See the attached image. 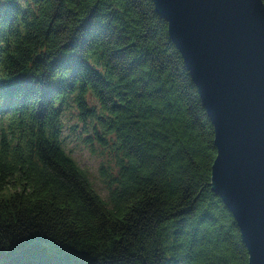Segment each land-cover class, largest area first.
I'll list each match as a JSON object with an SVG mask.
<instances>
[{
	"label": "trees",
	"instance_id": "16d2710c",
	"mask_svg": "<svg viewBox=\"0 0 264 264\" xmlns=\"http://www.w3.org/2000/svg\"><path fill=\"white\" fill-rule=\"evenodd\" d=\"M70 103L112 149L107 201L63 147ZM0 122V264H248L151 0H0Z\"/></svg>",
	"mask_w": 264,
	"mask_h": 264
},
{
	"label": "water",
	"instance_id": "95a60500",
	"mask_svg": "<svg viewBox=\"0 0 264 264\" xmlns=\"http://www.w3.org/2000/svg\"><path fill=\"white\" fill-rule=\"evenodd\" d=\"M213 126L210 187L264 264V4L151 0Z\"/></svg>",
	"mask_w": 264,
	"mask_h": 264
},
{
	"label": "rangeland",
	"instance_id": "374dc122",
	"mask_svg": "<svg viewBox=\"0 0 264 264\" xmlns=\"http://www.w3.org/2000/svg\"><path fill=\"white\" fill-rule=\"evenodd\" d=\"M92 106L95 112L99 111L97 105ZM61 121L65 151L84 171L94 191L102 200L107 201V190L102 183L100 171L102 167L112 166L113 154L111 147L103 144L95 135V132L99 130L98 121L81 115L73 103H70L62 112ZM1 126L2 122H0V128Z\"/></svg>",
	"mask_w": 264,
	"mask_h": 264
}]
</instances>
